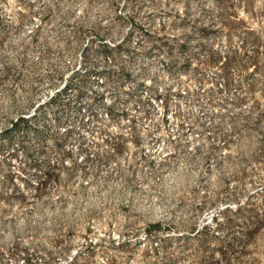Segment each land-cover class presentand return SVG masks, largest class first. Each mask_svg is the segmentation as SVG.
<instances>
[{"label": "rangeland", "instance_id": "1", "mask_svg": "<svg viewBox=\"0 0 264 264\" xmlns=\"http://www.w3.org/2000/svg\"><path fill=\"white\" fill-rule=\"evenodd\" d=\"M0 264H264V0H0Z\"/></svg>", "mask_w": 264, "mask_h": 264}]
</instances>
